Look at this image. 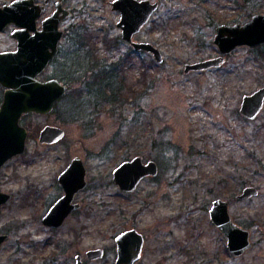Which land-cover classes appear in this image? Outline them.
I'll return each mask as SVG.
<instances>
[{
    "label": "rangeland",
    "instance_id": "rangeland-1",
    "mask_svg": "<svg viewBox=\"0 0 264 264\" xmlns=\"http://www.w3.org/2000/svg\"><path fill=\"white\" fill-rule=\"evenodd\" d=\"M111 1L65 0L74 14L61 25L67 31L61 55L41 78L55 76L69 88L50 114L22 117L26 150L0 169V186L12 194L0 207V234L9 235L0 264H76L77 254L87 264H113L115 238L131 228L146 238L136 264H264V106L252 119L240 112L244 95L264 85V45L239 46L219 67L185 71L188 63L221 54L213 44L217 26L264 13V0H152L159 8L134 40L155 44L162 62L123 39ZM6 32L0 49L13 45ZM129 50L123 107L114 112L84 102L82 80H69L78 76L74 63H86L89 51L111 65ZM3 92L0 85V105ZM70 108L80 109V118L68 117ZM49 124L64 128L65 136L41 143L40 131ZM138 155L157 161L159 173L123 191L113 171ZM75 156L87 168L88 184L75 197L81 207L62 226L50 227L42 218L64 193L58 176ZM248 186L258 194L238 199ZM219 197L251 231L253 246L239 257L210 220ZM99 247L105 256L90 260L86 252Z\"/></svg>",
    "mask_w": 264,
    "mask_h": 264
},
{
    "label": "water",
    "instance_id": "water-1",
    "mask_svg": "<svg viewBox=\"0 0 264 264\" xmlns=\"http://www.w3.org/2000/svg\"><path fill=\"white\" fill-rule=\"evenodd\" d=\"M49 0H46L48 2ZM45 4L37 0H13L0 5V30L14 23L26 29L14 32L18 45L15 51H0V84L5 88L0 105V169L10 159L26 150L29 136L28 128L22 123L26 114H50L58 99L66 92L68 85L58 79L42 81L40 73L55 57L63 31L59 29L62 20L71 16V11L58 3L55 11L43 20V28L37 30L36 22L45 9ZM112 9L119 11L121 17L117 23L122 31V37L128 41L135 51L152 53L157 61H163L161 50L150 41H136L134 35L148 24L159 8L158 1L152 0H113ZM29 29H35L33 36H24ZM219 52L217 57L203 61L188 63L185 71L205 70L219 67L226 55L239 46L257 47L264 45V13L254 14L245 23L221 24L216 28L213 39ZM264 106V85L251 94L243 97L240 112L249 119L258 115ZM65 136V129L57 125H46L40 131L39 141L52 144L59 142ZM87 168L80 156L75 157L66 169L59 175L63 185L64 195L61 196L44 215L42 221L51 227H60L66 217L80 208L79 203H73L76 193L87 185ZM159 164L150 159L144 161L138 155L125 160L113 171V180L119 188L126 192L135 190L138 184L148 176H157ZM254 186L245 187L237 195L245 199L258 194ZM12 194L0 186V207L7 203ZM210 220L227 237V249L231 255L239 257L252 246L251 231L238 224L230 213V202L224 198H216L210 208ZM8 234H0V246L8 239ZM118 254L115 264H134L142 256L145 238L136 228L119 233L116 238ZM102 247L90 249L87 256L91 259L103 257ZM77 264H85L81 255H76Z\"/></svg>",
    "mask_w": 264,
    "mask_h": 264
},
{
    "label": "trees",
    "instance_id": "trees-1",
    "mask_svg": "<svg viewBox=\"0 0 264 264\" xmlns=\"http://www.w3.org/2000/svg\"><path fill=\"white\" fill-rule=\"evenodd\" d=\"M80 43L83 44L82 42ZM117 44L119 45L118 40ZM132 53L133 51H126L123 56L120 55L116 61L111 62V65H107L98 58L96 53L93 54L87 51L83 57V61L86 63H74L78 76H76V78L71 76L69 80L75 82H79L80 79L82 80V83L78 88L80 89L79 91H82V93L79 92L80 96H82L84 93V102H94V106L106 104L109 105L108 109L114 112L120 110L123 107L125 104V99L128 98L126 93H124V90L127 87V73L124 67V59L128 56L131 58L130 55H132ZM140 81L145 83V76H143ZM130 88L131 84L129 85V89ZM69 100L70 99H68V101ZM82 106L84 107L83 109H85L86 104L81 103L80 109H82ZM72 109L73 108H70V110L67 109L66 114L68 117L77 120L80 118L78 112L80 109ZM34 114L35 113L26 114L23 117H30ZM62 115L65 116L63 113Z\"/></svg>",
    "mask_w": 264,
    "mask_h": 264
},
{
    "label": "flooded vegetation",
    "instance_id": "flooded-vegetation-1",
    "mask_svg": "<svg viewBox=\"0 0 264 264\" xmlns=\"http://www.w3.org/2000/svg\"><path fill=\"white\" fill-rule=\"evenodd\" d=\"M44 1V2H43ZM37 2L38 3H40V4H45L44 6H45V9H44V11H43V13L41 14V16L37 19V22H36V28H37V30H41L42 28H43V20L45 19V18H47L48 16H50L54 11H55V9L57 8V6H58V3H60V4H62L63 5V7L64 8H66V9H68V10H70L71 12H72V15L74 14L73 12H74V10L72 9V8H70L67 4H66V2H65V0H54V2H52V0H49L48 2H46V0H37ZM52 3H54V6H55V8L51 11V13H48V14H46L45 15V13L50 9V7H51V5H52ZM119 12V11H118ZM120 13V12H119ZM71 15V16H72ZM71 16H69L68 18H66V19H64V20H62L61 22H60V24H59V29L60 30H62L63 31V35H62V38L60 39V41H59V44H58V50H57V53H56V55H55V57L48 63V65H47V67L40 73V75H39V79L40 80H42V81H46V80H49V79H58L61 83H63V84H66V85H68L67 84V82H65V81H62L61 79H59V78H57V77H55V76H49V77H47V78H44V79H42L41 78V76L45 73V71L48 69V67L53 63V62H55V61H57V59H58V57L61 55L60 53L62 52V40L64 39V37H65V35L67 34V31H66V29L65 28H62L61 27V25H62V23H64L65 21H67ZM120 17H121V13H120ZM18 29H22V30H24V29H26V27L25 26H22V27H20V26H18V25H16V24H14V23H11V24H8L7 26H6V28L4 29V30H0V33H5L6 31V34H8V36H9V38H10V40L12 41V43H13V45L12 46H9V47H4V49H0V51H15L16 49H17V45H18V41H17V38L13 35L14 34V32L16 31V30H18ZM36 34V30L35 29H29V31L27 32V34L26 33H24V36H33V35H35ZM75 57L76 56H74V59H75ZM75 69H76V67H75ZM74 73V71L72 70L71 72H70V74H73ZM71 76L69 75V78H70ZM1 85V84H0ZM2 86V85H1ZM2 88H3V91L5 90V88L2 86ZM68 88H69V85H68ZM67 91H68V89L66 90V92L58 99V101H57V103L59 102V100H61L62 98H63V96L67 93ZM3 94H4V92H3ZM57 103H56V105H57ZM75 157H77V156H75ZM74 157V158H75ZM73 158V159H74ZM72 159V160H73ZM71 160V161H72ZM83 160V159H82ZM70 161V162H71ZM70 164V163H69ZM68 164V165H69ZM66 169V168H65ZM64 169V170H65ZM64 170H62L61 172H60V174L64 171ZM86 173H87V171H86ZM59 174V175H60ZM148 177H152V176H148ZM145 178H147V177H145ZM144 178V179H145ZM143 179V180H144ZM87 180V179H86ZM58 181H59V176H58ZM60 182V181H59ZM142 182V181H141ZM140 182V183H141ZM139 183V184H140ZM60 184H61V182H60ZM87 184H88V181H87ZM138 184V185H139ZM61 186H62V188H63V185L61 184ZM87 186V185H86ZM85 186V187H86ZM84 187V188H85ZM84 188H82V189H84ZM81 189V190H82ZM63 191H64V188H63ZM79 192V191H78ZM77 192V193H78ZM64 193H65V191H64ZM64 193L61 195V196H63L64 195ZM76 193V194H77ZM60 196V197H61ZM59 197V198H60ZM76 197V196H75ZM58 198V199H59ZM57 199V200H58ZM56 200V201H57ZM55 201V202H56ZM54 202V203H55ZM53 203V204H54ZM73 203H79V202H75V198H74V200H73ZM80 204V207H81V203H79ZM51 208V207H50ZM49 208V209H50ZM49 209L47 210V212L49 211ZM79 209V208H78ZM75 211V210H74ZM46 212V213H47ZM73 212V211H72ZM71 212V213H72ZM45 213V214H46ZM44 214V215H45ZM70 215V214H69ZM68 215V216H69ZM67 216V217H68ZM44 217V216H43ZM66 217V218H67ZM66 220V219H65ZM43 222V221H42ZM65 222V221H64ZM51 227V226H50ZM54 228H56V227H54ZM140 232V231H139ZM141 233V232H140ZM144 236V235H143ZM144 238H145V236H144ZM116 241V240H115ZM145 243H146V238H145ZM145 243H144V245H145ZM103 249H104V255H103V257L105 256V253H106V250H105V248L104 247H102ZM143 249H144V246H143ZM90 250V249H89ZM88 250V251H89ZM116 250H118V247H117V243H116ZM87 251V252H88ZM87 252H86V255H87ZM142 253H143V251H142ZM117 254H118V252H117ZM78 255V254H77ZM80 255V254H79ZM88 257V256H87ZM103 257H101V258H103ZM81 258H82V256H81ZM89 258V257H88ZM101 258H98V259H101ZM116 258H117V255H116ZM116 258H115V261H116ZM75 259H76V257H75ZM90 260H98V259H91V258H89ZM82 261L85 263V264H87V262H85L83 259H82ZM115 261L113 262V264H115ZM138 261V260H137ZM136 261V262H137ZM136 262L134 263V264H136ZM76 264H77V259H76V262H75Z\"/></svg>",
    "mask_w": 264,
    "mask_h": 264
}]
</instances>
